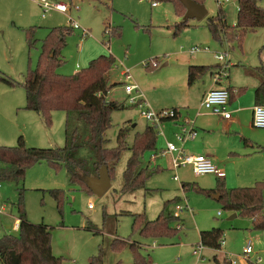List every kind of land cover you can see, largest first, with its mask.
I'll return each instance as SVG.
<instances>
[{
	"label": "rangeland",
	"instance_id": "374dc122",
	"mask_svg": "<svg viewBox=\"0 0 264 264\" xmlns=\"http://www.w3.org/2000/svg\"><path fill=\"white\" fill-rule=\"evenodd\" d=\"M257 2L264 7V0ZM71 3L68 13L52 11L43 18L37 0H0V76L14 80L10 84L0 78V145L15 146L20 136L27 147L59 148L64 145L65 113L53 111L51 123L46 125L39 114L25 108L23 82L28 68L37 64L40 41L48 29L68 27L71 21H75L80 29H71L66 37L62 51L64 64L57 69L59 73L71 74L76 68V71L85 68L99 55L114 59L110 84H116L107 98L124 103L126 107L111 113V124L105 133L107 147L116 145L120 128H128L126 142L130 145L134 135L148 125L139 117V110L126 103L128 96L123 88L126 76L122 71H127L130 81L137 84L138 91L153 109L189 103L195 114L201 108L196 87L200 78L187 87L182 85L186 75L183 63L188 59L199 65H214L217 63L214 53L226 51L234 64L231 78L236 74L240 79L241 64L264 69V27L246 30L229 40H214L206 24L207 17L215 16L219 10L214 0H202L207 9L202 20L185 19L184 9L179 7L184 15L178 14L168 1H158L155 7L146 0H72ZM237 9V0H230L221 7L229 26L236 22ZM184 20L186 26L175 32V25ZM32 25L38 27L35 35L38 41L28 49L25 29ZM105 26H108L107 31L115 33L117 30L118 33H104ZM81 28L88 30L86 36L82 37ZM194 46H207L209 50L190 54L189 50ZM154 59L157 60L155 67L145 66ZM165 62L167 64L163 65ZM136 93L134 91L132 95ZM181 109L182 114L188 117L186 112L189 108ZM243 120L247 129L251 120L248 114ZM165 122L168 123L163 121L162 130L168 136ZM171 140L179 145L174 137ZM183 145L188 149V142ZM164 149L165 140L163 145L145 150L143 162L149 164L150 156ZM129 155V150L122 152L110 186L101 196L88 193L80 185L72 183L65 168L55 170L45 161L28 167L19 184L0 182V237L6 234L19 236L14 223L21 192L26 218L31 223H44L49 227L52 252L61 257L62 264H91L92 257L100 248L103 264H133L130 243L137 244V251L147 264H214L213 255L236 258L242 254L248 241L253 248L251 259L260 257L262 261L259 264H264V230L254 229L251 219L246 216L227 219L231 211L223 209L221 202L212 196L197 193L192 188L182 193V183L211 187L217 183L215 176H196L188 166L174 171L170 169L171 155L168 154L149 164L154 170L146 183L151 189L149 193L139 189L122 194V171ZM175 175L178 180L173 178ZM52 189L61 191L59 202L49 193ZM178 197H181L180 203L186 197L193 210L192 215L187 210L179 212L181 220L171 223L173 229L177 223L182 225L181 229L171 234L149 236L141 234L137 226L132 228L134 214L143 213L148 220H154L165 201ZM91 202L93 206L90 208ZM169 210L175 211L174 203L169 205ZM219 211L221 215H218ZM91 225L99 229L98 232L87 228ZM212 227L223 229L221 248L205 247V259L199 261L192 249L200 241L199 231ZM114 239L124 240L126 245H113ZM218 256L219 260L224 258Z\"/></svg>",
	"mask_w": 264,
	"mask_h": 264
},
{
	"label": "trees",
	"instance_id": "16d2710c",
	"mask_svg": "<svg viewBox=\"0 0 264 264\" xmlns=\"http://www.w3.org/2000/svg\"><path fill=\"white\" fill-rule=\"evenodd\" d=\"M168 1L174 5L178 14L179 9L185 7L179 0ZM202 3V0H194ZM238 9L234 26H229L225 16L219 8L213 17H207L206 24L214 40L232 39L246 30H255L264 27V7L257 0H237ZM203 4V3H202ZM180 7V8H179ZM186 26V20L175 25V32ZM36 26L25 29L26 44L30 49L35 42ZM104 33L117 34V30ZM71 28L53 27L48 30L40 41L37 64L28 68L23 82L25 89V108L39 114L46 125L51 123L52 112L61 110L65 113L64 145L59 148L27 147L20 136L15 146L0 145V182L7 181L19 184L23 181L28 167L41 161L47 162L55 170L66 169L69 180L91 193L88 179L97 177L99 170L104 167L111 180L112 173L123 151L129 150L130 155L122 171V194L132 193L139 189L145 192L151 190L146 183L153 175V169L143 162V153L147 149H155L157 144V129L146 125L142 132L136 133L132 143L126 142L128 128H120L116 135V145L107 147L105 133L111 124V113L125 108L124 103L109 100L107 95L116 83L110 84V71L114 59L99 55L92 59L88 66L71 74H62L57 71L64 64L62 51L66 46V37ZM227 36V37H223ZM157 65V60H149L145 66ZM208 65H189L187 67V84L191 85L201 78L208 70ZM257 71L264 76V69L259 66ZM10 84L13 79L0 76ZM230 99L232 97V88ZM256 104L264 105V81L254 90ZM175 108V107H174ZM221 178L212 189H205L194 184L182 183L183 192L190 188L197 193L212 196L218 195L222 208L237 215L251 219L256 230H264V181H256L250 186L226 188ZM49 193L59 202L62 193L59 189L49 190ZM20 201L17 205L19 236L6 234L0 237V264H62L60 256H55L51 248V232L44 223H31ZM180 198L164 202L162 210L154 220H148L143 213L133 216L132 228L140 229V233L149 236L171 234L176 229L171 227L173 221L179 222V216H174L169 205L178 203ZM93 232H98L94 225L87 226ZM223 229L212 227L199 231L200 242L208 248L218 250L221 248ZM124 240L114 239L113 245H126ZM133 253V264H147L137 251V244H129ZM115 247V246H114ZM102 248L93 256L91 264H103ZM214 264H230L226 257L218 259L212 256Z\"/></svg>",
	"mask_w": 264,
	"mask_h": 264
},
{
	"label": "crops",
	"instance_id": "0c3cea01",
	"mask_svg": "<svg viewBox=\"0 0 264 264\" xmlns=\"http://www.w3.org/2000/svg\"><path fill=\"white\" fill-rule=\"evenodd\" d=\"M71 1L69 0L65 3L69 2L72 5ZM166 64L167 62L163 65ZM183 64L186 66V75L182 85L187 87V67L199 64L189 61V59ZM228 65V68L222 72L221 76L218 75L221 71V64L218 61L214 65H208L210 69L200 78V82H198L196 87H198L199 101H201L203 94L211 88H232L233 94L229 102L230 119H223L220 116L203 111L202 108L194 114L192 108L189 107V103L184 105L177 104L171 107L180 108L181 114L183 113L181 108H189L186 116L193 120L194 127L197 130V136L193 140H187L183 143H189L188 149L184 145L183 147L189 153L207 155L216 166L224 170L225 177L221 178V180H223L225 187L233 188V186H250L256 181H264V129L256 128L252 125V108L256 105L254 90L264 81V77L257 71L259 66L241 64L239 67L240 79L236 78V74H233L231 78L230 73L234 64L230 62L229 57ZM76 69L73 73L76 72ZM234 90L236 91L234 92ZM246 114L251 119L247 129L245 128L247 123L243 120ZM165 121H168L164 125L169 129V135L165 136V132H163V135L157 133L156 146L158 144L163 145L164 140L172 141L171 138L173 139L174 137L172 135L177 129L173 121ZM215 185L199 187L212 189ZM179 198L181 199V197ZM230 214L232 215V212ZM218 215H221V213ZM237 216L236 213L235 217ZM220 256L226 257L227 255L221 254Z\"/></svg>",
	"mask_w": 264,
	"mask_h": 264
},
{
	"label": "built area",
	"instance_id": "2783aa9c",
	"mask_svg": "<svg viewBox=\"0 0 264 264\" xmlns=\"http://www.w3.org/2000/svg\"><path fill=\"white\" fill-rule=\"evenodd\" d=\"M150 2L152 7L157 6V2L155 0H146ZM218 8H221L225 3L230 2V0H214ZM38 5L41 10V16L44 18L52 11H57L61 13H68L71 9L72 5L54 0H37ZM76 8L77 5H74ZM69 27L71 29H80V26L75 22H69ZM81 35L86 36L88 34V30L86 28H81ZM209 48L207 46H194L189 50L190 54L197 53L199 51H208ZM214 59L217 60L221 64V71L218 74L222 75L228 68V53L225 51L223 53H214ZM122 74L126 76L125 84L123 86L125 93L128 96L126 103L129 106H135L139 110V117L144 119L148 125L155 126L157 129V133L159 135H163L162 123L165 120H171L176 125V131L174 132V139L179 143L176 145L172 141L165 140V149L160 153L156 152L152 154L149 158V164L159 156H167L171 155L170 159V169L176 171L179 167H190L192 173L196 176L204 175V174H212L216 178H224L225 172L222 168L216 166L211 159L201 153H189L184 147L183 143L187 140H193L197 136V130L194 127L193 121L189 118L182 116L180 108H164L161 110H155L151 107V105L146 101L143 94L138 91L137 84L130 81V75H126L127 71H122ZM218 76V77H219ZM137 93L133 96V92ZM236 90H234L235 92ZM229 98L230 91L227 88H211L207 90L200 101V107L209 112L211 114H215L217 116L222 117L223 119L231 118V111L228 109L229 107ZM252 125L256 128L264 129V105L256 104L252 108ZM175 180H178L177 175L173 177ZM184 194V192H182ZM184 200L183 203H176L174 205L175 211H173L174 216H179V212L187 210L192 214V209L189 207L186 197L182 198ZM93 206L92 202L89 204L91 208ZM221 212L219 211L218 214ZM19 222L18 220L14 223V228L18 229ZM177 228H180V225H176ZM222 243V241H221ZM205 246L199 241V243L195 244L192 253L196 256L197 260H204V251ZM253 253V248L248 241L247 245L243 248L242 254L233 258L232 256H226L230 264H259L262 260L258 257L255 260L251 259V254ZM156 264V263H151Z\"/></svg>",
	"mask_w": 264,
	"mask_h": 264
},
{
	"label": "water",
	"instance_id": "95a60500",
	"mask_svg": "<svg viewBox=\"0 0 264 264\" xmlns=\"http://www.w3.org/2000/svg\"><path fill=\"white\" fill-rule=\"evenodd\" d=\"M180 3L185 7V19H196L202 20L207 15V9L204 4L198 3L194 0H179ZM134 126V124L132 125ZM89 188L91 192L95 195L101 196L110 186V178L107 170L102 167L99 170L97 177H90L88 179ZM212 197L218 200V195L214 194ZM236 216V213H232L229 216V220L233 219Z\"/></svg>",
	"mask_w": 264,
	"mask_h": 264
}]
</instances>
